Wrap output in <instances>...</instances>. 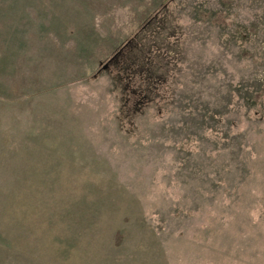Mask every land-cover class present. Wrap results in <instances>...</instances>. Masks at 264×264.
Here are the masks:
<instances>
[{
    "label": "rangeland",
    "instance_id": "rangeland-1",
    "mask_svg": "<svg viewBox=\"0 0 264 264\" xmlns=\"http://www.w3.org/2000/svg\"><path fill=\"white\" fill-rule=\"evenodd\" d=\"M159 260L264 264V0H0V264Z\"/></svg>",
    "mask_w": 264,
    "mask_h": 264
},
{
    "label": "crops",
    "instance_id": "crops-1",
    "mask_svg": "<svg viewBox=\"0 0 264 264\" xmlns=\"http://www.w3.org/2000/svg\"><path fill=\"white\" fill-rule=\"evenodd\" d=\"M194 264H214V263H218V264H224V262L222 261H196L194 262ZM156 264H164L162 260H159L156 262ZM170 264H192V261L190 260H170Z\"/></svg>",
    "mask_w": 264,
    "mask_h": 264
}]
</instances>
